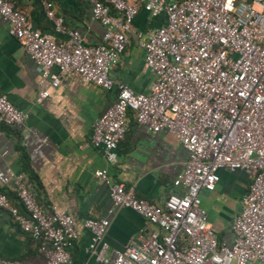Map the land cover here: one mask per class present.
Returning a JSON list of instances; mask_svg holds the SVG:
<instances>
[{"label": "built area", "instance_id": "obj_1", "mask_svg": "<svg viewBox=\"0 0 264 264\" xmlns=\"http://www.w3.org/2000/svg\"><path fill=\"white\" fill-rule=\"evenodd\" d=\"M93 20L104 28L101 44L88 46L44 4L57 41L33 29L26 15L9 0H0V17L39 71L36 102L57 88L61 77L76 73L83 83L116 99L93 124L91 143L109 164L126 133L127 115L149 132L175 134L188 153L183 170L162 206L139 199L134 187L112 182L107 170L95 178L107 185L112 214L130 209L156 229L137 234L120 250L105 236L108 219H87L86 251L98 264H264V0H84ZM140 10L165 21L141 43L143 64L152 73L148 94L133 92L110 77L124 52L132 21ZM26 114L0 93V125L19 126ZM241 171L249 180L240 212L232 224L233 245L218 242L200 193L214 191L218 171ZM17 205L0 193V210L18 227L48 243L41 248L45 264H69L77 232L64 212L45 214L20 179ZM2 264H15L1 262Z\"/></svg>", "mask_w": 264, "mask_h": 264}, {"label": "crops", "instance_id": "obj_2", "mask_svg": "<svg viewBox=\"0 0 264 264\" xmlns=\"http://www.w3.org/2000/svg\"><path fill=\"white\" fill-rule=\"evenodd\" d=\"M9 1L26 15L33 29L57 41H65L67 36L54 32L44 4L68 29L78 31L88 46L103 41L105 28L93 20L91 6L84 0ZM164 21L163 15L138 12L127 46L110 71L113 81L135 93H149L153 75L143 64L141 43ZM38 79L36 63L9 34L7 23L0 17V93L27 116L22 125H0V193L17 205L15 181L20 179L45 214L64 212L71 216L77 237L69 250V264H98L86 251L90 233L83 227L85 220L108 219L105 240L111 250H120L137 234L156 228L130 209H115L109 214L112 203L108 187L94 173L105 169L112 182L132 186L139 199L162 206L170 194L181 192L173 182L183 170L188 153L175 134L149 132L129 112L125 136L116 150L117 161L109 164L102 149L92 145L91 134L95 120L115 101L116 90L105 91L69 73L37 103ZM218 176L214 191L200 193L201 207L218 242L231 247L232 224L250 180L241 171L219 170ZM42 247L48 249L49 245L24 233L7 211L0 210V264H45Z\"/></svg>", "mask_w": 264, "mask_h": 264}, {"label": "trees", "instance_id": "obj_3", "mask_svg": "<svg viewBox=\"0 0 264 264\" xmlns=\"http://www.w3.org/2000/svg\"><path fill=\"white\" fill-rule=\"evenodd\" d=\"M180 1V0H179Z\"/></svg>", "mask_w": 264, "mask_h": 264}]
</instances>
